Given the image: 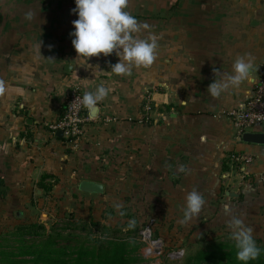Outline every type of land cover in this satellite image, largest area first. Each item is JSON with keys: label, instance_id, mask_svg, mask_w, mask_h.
Listing matches in <instances>:
<instances>
[{"label": "crops", "instance_id": "0c3cea01", "mask_svg": "<svg viewBox=\"0 0 264 264\" xmlns=\"http://www.w3.org/2000/svg\"><path fill=\"white\" fill-rule=\"evenodd\" d=\"M74 7V0H0V232L69 213L87 221L111 195L107 182L123 179L129 190L149 191L145 197L157 191L175 206V229L206 230L205 239L230 233L227 204L253 237L264 238V183L254 179L264 172V145L240 140L226 115L250 97L264 64V0H127L125 10L149 25L134 35H154L158 43L153 64L133 66L128 75L110 71L115 52L75 51ZM29 10L34 15L26 20ZM238 56L251 58L253 81L213 98L207 86L215 72L230 73ZM75 85L83 93L109 88L97 115L118 119L90 122L77 146L47 128ZM146 100L155 121L139 124ZM164 105L169 110L157 111ZM233 154L252 157L244 178ZM43 174L54 180L49 194L38 185ZM82 180L102 184V193L81 192ZM193 189L205 204L181 223Z\"/></svg>", "mask_w": 264, "mask_h": 264}, {"label": "clouds", "instance_id": "9594fccd", "mask_svg": "<svg viewBox=\"0 0 264 264\" xmlns=\"http://www.w3.org/2000/svg\"><path fill=\"white\" fill-rule=\"evenodd\" d=\"M75 7L71 9L77 15L72 21L73 30L69 33L72 37L71 43L80 56L91 57L103 54L108 56L115 52L119 60L110 64L111 72L117 75L130 74L133 66L148 67L156 60L157 39L154 35L148 38H138L134 34L142 28L147 29L149 25L138 23L135 16L125 10L127 0H74ZM31 10L25 12L26 20L33 18ZM40 46V45H39ZM253 65L251 58L238 56L230 73L215 72V79L207 86V92L213 98H219L229 89H239L244 82L253 81ZM219 75V78L216 77ZM0 84V91H2ZM110 89L104 85H98L94 91H86L82 97L85 108L93 111L98 108L100 101L109 95ZM179 172H186L181 165ZM183 219L186 223L196 217L205 200L195 189L186 195ZM116 208L122 205L116 204ZM224 211L229 215L227 221L230 230V239L235 242L237 249L236 259L247 264L256 260L262 249L257 245L252 229L242 218L233 215L229 205L224 206ZM135 221H129V227H133Z\"/></svg>", "mask_w": 264, "mask_h": 264}, {"label": "trees", "instance_id": "16d2710c", "mask_svg": "<svg viewBox=\"0 0 264 264\" xmlns=\"http://www.w3.org/2000/svg\"><path fill=\"white\" fill-rule=\"evenodd\" d=\"M145 101L142 103L144 106ZM169 105L158 108L162 112L169 110ZM153 110L154 107L152 106ZM150 124V123H147ZM50 175H41L38 185L44 194H49L53 182ZM47 220V221H46ZM40 218L33 222H21L0 232V264H138L130 258L135 246L125 238L91 237V226L98 223L90 220L82 222L63 221L56 218ZM105 233L111 226L101 227ZM136 234L138 229L128 230ZM84 236H80V234ZM262 249L256 260L247 264H264V238H255ZM204 244L187 254L180 263L175 264H243L236 259L235 242L230 233H223L210 239H202Z\"/></svg>", "mask_w": 264, "mask_h": 264}, {"label": "rangeland", "instance_id": "374dc122", "mask_svg": "<svg viewBox=\"0 0 264 264\" xmlns=\"http://www.w3.org/2000/svg\"><path fill=\"white\" fill-rule=\"evenodd\" d=\"M107 183L112 187L111 195L101 199L99 213L87 219L89 223L93 219L98 223L97 226L90 225L91 237L118 236L125 238L135 246L131 251L130 258L135 259L138 264L180 263L187 254L204 244L202 239L207 235L206 230L199 232L200 229L195 228L186 233L175 229V206L165 205L166 201L163 198L160 201L157 191L153 196L145 197L149 191L144 190L143 194L140 189L129 190L128 181L123 179H115ZM140 187L139 184L138 188ZM167 202L170 200L167 199ZM116 204H120L122 207L118 209L115 207ZM75 218L69 213L56 219L60 222H82ZM54 219L49 217L48 222ZM41 220L45 221L46 219ZM131 220L135 221L133 227H129ZM104 225L111 226L110 232L102 231L101 227ZM132 228L138 229L136 234L128 231ZM146 228L149 232H144ZM80 236L84 235L80 234Z\"/></svg>", "mask_w": 264, "mask_h": 264}, {"label": "built area", "instance_id": "2783aa9c", "mask_svg": "<svg viewBox=\"0 0 264 264\" xmlns=\"http://www.w3.org/2000/svg\"><path fill=\"white\" fill-rule=\"evenodd\" d=\"M83 95L84 93L79 90L78 86H72L68 92L63 113L59 119L55 122L47 123V128L52 135L60 130L63 138L73 146L79 144L85 128L90 122L100 121L107 123L118 120L116 117L91 116L89 110L83 105ZM152 112V105L146 100L142 107V113L136 120L137 123H154L155 120ZM226 115L230 119L235 136L239 138L244 132H255L264 126V64H260L256 68L254 85L250 97L240 106L228 110ZM158 116L161 117L163 114L158 113ZM231 158L234 166L240 172L241 178L247 176L244 165L250 164L252 157L248 154H233ZM254 179L264 183V172L256 175ZM48 181L52 182L50 179ZM144 232H149L148 228Z\"/></svg>", "mask_w": 264, "mask_h": 264}, {"label": "water", "instance_id": "95a60500", "mask_svg": "<svg viewBox=\"0 0 264 264\" xmlns=\"http://www.w3.org/2000/svg\"><path fill=\"white\" fill-rule=\"evenodd\" d=\"M71 66L67 64L65 66V71H70ZM90 115L95 117L97 115V109L93 111H89ZM56 135L62 136V132L58 130L56 132ZM240 140L246 142V143H253V144H260L264 145V132H244L241 137L239 138ZM79 190L85 194H99L102 193L103 191V186L102 184L98 182H93L89 180H82L79 183ZM45 217H43L44 219Z\"/></svg>", "mask_w": 264, "mask_h": 264}]
</instances>
